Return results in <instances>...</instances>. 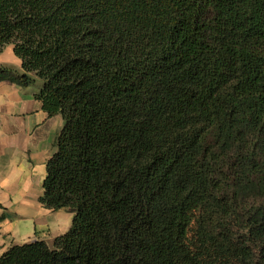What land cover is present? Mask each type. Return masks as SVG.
I'll list each match as a JSON object with an SVG mask.
<instances>
[{"label":"trees","instance_id":"16d2710c","mask_svg":"<svg viewBox=\"0 0 264 264\" xmlns=\"http://www.w3.org/2000/svg\"><path fill=\"white\" fill-rule=\"evenodd\" d=\"M63 125L0 264H264V0H0V52Z\"/></svg>","mask_w":264,"mask_h":264},{"label":"crops","instance_id":"0c3cea01","mask_svg":"<svg viewBox=\"0 0 264 264\" xmlns=\"http://www.w3.org/2000/svg\"><path fill=\"white\" fill-rule=\"evenodd\" d=\"M12 45L0 52V66L20 68ZM37 88L0 82V255L11 245L50 242L66 233L73 214L44 208L39 198L45 165L63 125L35 98Z\"/></svg>","mask_w":264,"mask_h":264},{"label":"rangeland","instance_id":"374dc122","mask_svg":"<svg viewBox=\"0 0 264 264\" xmlns=\"http://www.w3.org/2000/svg\"><path fill=\"white\" fill-rule=\"evenodd\" d=\"M72 218V217H71Z\"/></svg>","mask_w":264,"mask_h":264}]
</instances>
